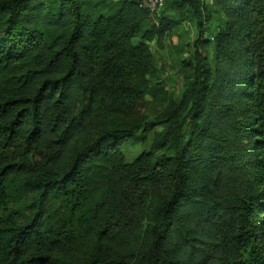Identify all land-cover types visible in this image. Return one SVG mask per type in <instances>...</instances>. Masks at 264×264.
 Returning <instances> with one entry per match:
<instances>
[{
	"label": "trees",
	"instance_id": "trees-1",
	"mask_svg": "<svg viewBox=\"0 0 264 264\" xmlns=\"http://www.w3.org/2000/svg\"><path fill=\"white\" fill-rule=\"evenodd\" d=\"M159 13L0 0V264H264V0H164ZM185 20L196 36L176 102L149 84L146 44ZM147 98L164 103L163 129L126 163L140 122L94 127ZM17 174L36 196L28 215L2 213ZM52 199L75 227L46 228Z\"/></svg>",
	"mask_w": 264,
	"mask_h": 264
},
{
	"label": "rangeland",
	"instance_id": "rangeland-1",
	"mask_svg": "<svg viewBox=\"0 0 264 264\" xmlns=\"http://www.w3.org/2000/svg\"><path fill=\"white\" fill-rule=\"evenodd\" d=\"M116 1V0H114ZM204 4L210 3L212 0H201ZM173 13L160 14L158 17L170 20ZM155 21V19H154ZM220 20L215 17L214 21L207 24L208 31L219 25ZM196 31L194 24L190 20H185L179 25L172 27L160 42L153 41L146 44L150 47L156 72L148 78L150 85L159 84L167 94L178 101L179 94L183 83V74L181 72L182 62L189 59L192 52V43L195 40ZM134 40V43H137ZM208 56L211 52L207 50ZM192 63L187 62L186 66L191 67ZM164 103L161 101H153L147 98V106L140 115L129 117L125 115L105 116L101 122L96 123L94 129L96 131L106 128L127 127L130 124L140 122L139 129L133 138L123 143L120 152L126 163L133 161L137 155L149 149L152 134L163 129L161 121L158 119L163 111ZM37 161V158L29 160V166ZM24 177L21 174L12 176L6 183L8 203L3 214L8 211L15 210L26 215L32 212L33 205L36 201L34 193L28 191L24 185ZM262 212V211H261ZM45 226L49 229L54 224L66 223L75 227V222L69 218V214L65 209V203L61 199H52L46 207ZM264 216L260 214L258 221ZM62 259V258H60Z\"/></svg>",
	"mask_w": 264,
	"mask_h": 264
},
{
	"label": "built area",
	"instance_id": "built-area-1",
	"mask_svg": "<svg viewBox=\"0 0 264 264\" xmlns=\"http://www.w3.org/2000/svg\"><path fill=\"white\" fill-rule=\"evenodd\" d=\"M151 15L158 14L164 7V0H137Z\"/></svg>",
	"mask_w": 264,
	"mask_h": 264
}]
</instances>
